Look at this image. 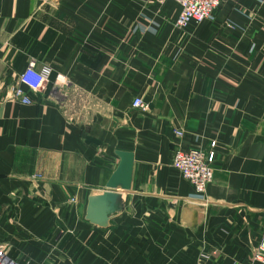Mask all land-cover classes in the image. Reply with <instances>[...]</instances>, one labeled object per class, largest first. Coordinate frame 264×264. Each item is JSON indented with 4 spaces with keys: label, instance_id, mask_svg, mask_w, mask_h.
I'll return each instance as SVG.
<instances>
[{
    "label": "crops",
    "instance_id": "crops-1",
    "mask_svg": "<svg viewBox=\"0 0 264 264\" xmlns=\"http://www.w3.org/2000/svg\"><path fill=\"white\" fill-rule=\"evenodd\" d=\"M145 0H0V244L24 264H264V0L175 26ZM30 60L33 102L10 98ZM135 97L148 106H132ZM181 129L178 137L174 130ZM214 142V147L210 143ZM213 150L204 198L172 165ZM134 154L123 209L85 219Z\"/></svg>",
    "mask_w": 264,
    "mask_h": 264
},
{
    "label": "built area",
    "instance_id": "built-area-1",
    "mask_svg": "<svg viewBox=\"0 0 264 264\" xmlns=\"http://www.w3.org/2000/svg\"><path fill=\"white\" fill-rule=\"evenodd\" d=\"M150 3L163 4L174 2L180 12L175 20L178 28L187 27L190 22H202L206 19H213L214 12L220 6L222 0H145ZM49 70L44 68L37 70L35 61L30 60L25 68L18 74L17 81L10 87V98L23 104H31L33 99L31 94L42 92L48 82ZM132 106L140 110H146L147 104L139 97H135ZM178 137L183 135L181 129L174 130ZM214 147L215 143H210ZM215 152L209 150L204 152L201 149L181 150L177 149L172 157V165L178 170L181 176L189 181L193 186L192 198L202 200L204 198L207 185L213 179V162ZM254 259L264 262V237L260 238ZM0 264H24L20 260L12 257L6 244H0Z\"/></svg>",
    "mask_w": 264,
    "mask_h": 264
},
{
    "label": "water",
    "instance_id": "water-1",
    "mask_svg": "<svg viewBox=\"0 0 264 264\" xmlns=\"http://www.w3.org/2000/svg\"><path fill=\"white\" fill-rule=\"evenodd\" d=\"M115 153L119 162L106 182V189L90 195L87 201L85 219L100 228L108 227L109 221L123 209V197L115 190L127 191L131 185L134 154L128 150Z\"/></svg>",
    "mask_w": 264,
    "mask_h": 264
},
{
    "label": "rangeland",
    "instance_id": "rangeland-1",
    "mask_svg": "<svg viewBox=\"0 0 264 264\" xmlns=\"http://www.w3.org/2000/svg\"><path fill=\"white\" fill-rule=\"evenodd\" d=\"M167 3V2H166ZM164 4V3H163ZM221 5V4H220ZM179 12H180V8H179ZM179 12H178V14H179ZM215 13V12H214ZM178 14H177V16H178ZM177 18V17H176ZM176 18H175V20H176ZM192 22H196V21H192ZM191 23V22H190ZM196 23H200V22H196ZM174 24H175V22H174Z\"/></svg>",
    "mask_w": 264,
    "mask_h": 264
}]
</instances>
